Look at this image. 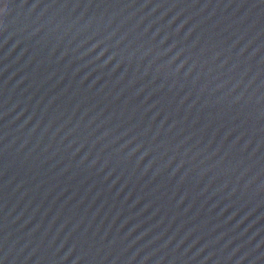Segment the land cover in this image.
Listing matches in <instances>:
<instances>
[{
	"label": "water",
	"instance_id": "1",
	"mask_svg": "<svg viewBox=\"0 0 264 264\" xmlns=\"http://www.w3.org/2000/svg\"><path fill=\"white\" fill-rule=\"evenodd\" d=\"M0 264H264V0H0Z\"/></svg>",
	"mask_w": 264,
	"mask_h": 264
}]
</instances>
